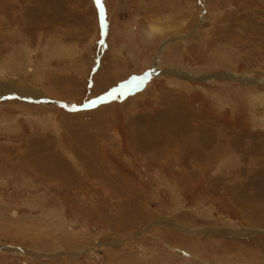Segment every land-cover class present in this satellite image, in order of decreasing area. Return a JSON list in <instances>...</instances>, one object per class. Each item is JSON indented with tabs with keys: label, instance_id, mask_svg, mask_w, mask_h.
<instances>
[{
	"label": "rangeland",
	"instance_id": "1",
	"mask_svg": "<svg viewBox=\"0 0 264 264\" xmlns=\"http://www.w3.org/2000/svg\"><path fill=\"white\" fill-rule=\"evenodd\" d=\"M5 80L0 264H264V0H0Z\"/></svg>",
	"mask_w": 264,
	"mask_h": 264
},
{
	"label": "bare ground",
	"instance_id": "2",
	"mask_svg": "<svg viewBox=\"0 0 264 264\" xmlns=\"http://www.w3.org/2000/svg\"><path fill=\"white\" fill-rule=\"evenodd\" d=\"M186 76V74L184 75ZM187 77V76H186ZM191 77V81H194L196 78H198L197 76L195 75H191L189 74V78ZM188 78V77H187ZM204 81H213V77H204L203 78ZM18 81V80H17ZM30 87L28 86H24L23 84H21V82H16V81H13V80H5L3 83L0 84V97L1 96H7V97H11V96H18V97H33V98H43L42 96H40V94L38 93L39 91L36 90V89H29ZM1 99V98H0ZM45 101V100H44ZM47 101V100H46ZM191 109V108H190ZM198 112L196 111L195 114H192L190 115L192 120L193 121H198L199 122V115L197 114ZM197 114V115H196ZM194 125V133H191V135H189V137H191V146H194V144L196 145H200L202 147H206L207 148H210L213 146L214 142H208L206 140L203 139L202 137V133L200 132L199 128H197V124H193ZM192 128V127H191ZM203 128V127H202ZM201 128V129H202ZM209 128L212 130V127L209 126ZM189 132H191V130L188 128ZM213 131V130H212ZM183 134V132H182ZM208 136V135H207ZM181 137H179L178 139H172L170 140V143H167L166 142V146L168 145H171L172 147H174L175 145L177 144H181L183 145V143H185L183 141V139H181ZM187 138V137H185ZM168 141V140H167ZM173 141V142H172ZM202 149V148H201ZM203 150V149H202ZM177 151V150H176ZM205 151V150H204ZM175 152V151H174ZM189 152V151H187ZM179 153V152H178ZM215 154V153H214ZM161 155V154H160ZM188 156V154H187ZM0 247H2L3 249H7L6 251H24V249L22 248H11V247H7V246H4V245H1L0 244ZM27 250H25L26 252Z\"/></svg>",
	"mask_w": 264,
	"mask_h": 264
},
{
	"label": "water",
	"instance_id": "3",
	"mask_svg": "<svg viewBox=\"0 0 264 264\" xmlns=\"http://www.w3.org/2000/svg\"><path fill=\"white\" fill-rule=\"evenodd\" d=\"M138 81H139V80H138ZM131 84H132V83H131ZM131 84H130V85H127V86H129V87H130V86H131ZM126 88H127V87H125V88H121V91H124V92H125V91H126ZM100 100H101V98H100V99H97V100H95V101L93 102V104H92V105H94V104L98 103ZM92 105H89V106H92Z\"/></svg>",
	"mask_w": 264,
	"mask_h": 264
}]
</instances>
